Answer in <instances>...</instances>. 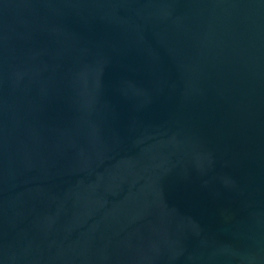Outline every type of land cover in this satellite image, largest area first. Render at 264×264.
Segmentation results:
<instances>
[{"label":"water","instance_id":"1","mask_svg":"<svg viewBox=\"0 0 264 264\" xmlns=\"http://www.w3.org/2000/svg\"><path fill=\"white\" fill-rule=\"evenodd\" d=\"M0 264H264V0H0Z\"/></svg>","mask_w":264,"mask_h":264}]
</instances>
